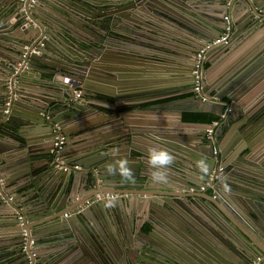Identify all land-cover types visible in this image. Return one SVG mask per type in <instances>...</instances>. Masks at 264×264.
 I'll list each match as a JSON object with an SVG mask.
<instances>
[{
  "label": "water",
  "instance_id": "1",
  "mask_svg": "<svg viewBox=\"0 0 264 264\" xmlns=\"http://www.w3.org/2000/svg\"><path fill=\"white\" fill-rule=\"evenodd\" d=\"M80 8L91 11L83 14ZM263 13L264 0H0V178L14 197L11 203L0 199V210L7 219L4 226L9 224L8 234L0 235V264H37L33 254L40 233L59 242L54 264H187L188 256L199 264H252L263 257L259 264H264V100L250 104L255 96L248 95L247 80L221 88L218 79L209 80L205 68L208 54L217 53V66L213 65L216 60L210 61V76H215L229 44L239 35L262 28ZM226 15L233 24L231 39L207 50L203 65V91L215 101L200 102L191 90L195 46L186 39L195 36L205 42L218 38ZM260 41L264 47V38ZM133 45L142 49L136 51ZM146 56L159 63L155 106L178 110L180 126L166 119L140 124L120 119L123 124L116 130L110 119L111 115L118 118L117 98L123 94L96 85V71L106 60ZM41 64L47 67H38ZM234 84L248 96L239 97L232 90ZM40 87L53 88V99L39 95ZM79 87L81 96L74 99ZM227 104L230 111L215 128L214 140L205 133L194 137L182 129L184 111L221 116ZM100 105L113 110L111 115L103 114L110 119L106 123L101 121L105 119L86 120L82 112L99 113ZM53 123L64 129L66 144L76 145L70 162H79L81 171L65 173L50 167ZM232 128L240 133L239 143L227 139L220 145L224 131L233 133ZM91 131L95 137H88ZM214 145L224 165L214 196L206 191L202 195L181 192V187L204 181L207 173L198 171L197 161L206 156L209 171L215 163ZM153 147L166 148L175 157L158 169L167 174L163 184L150 179L153 166L148 151ZM120 158L127 159L132 181L105 171L107 163ZM189 165L200 172L199 182L185 172ZM23 181L31 188L27 205L37 210V217L24 210L25 218L39 220L28 227L18 221L16 191H8L9 184ZM123 185L130 189L115 190ZM80 188L86 193L78 194ZM105 193L117 196L96 199ZM87 199L91 202L85 205ZM64 213L68 216L63 219ZM143 217L152 224V233L173 221L170 227L178 232L176 240L183 251L151 239L139 241L138 235L151 234L137 228ZM185 235L199 239L202 245Z\"/></svg>",
  "mask_w": 264,
  "mask_h": 264
},
{
  "label": "crops",
  "instance_id": "2",
  "mask_svg": "<svg viewBox=\"0 0 264 264\" xmlns=\"http://www.w3.org/2000/svg\"><path fill=\"white\" fill-rule=\"evenodd\" d=\"M166 5L168 4L166 3ZM79 10L83 14L87 13V11H91L90 9L83 10L81 8ZM150 20L157 21L156 18H152ZM259 21L261 25H263L259 31L256 30L252 34L249 33L244 37H241L239 35L232 43L229 44L227 52H225L222 58L219 60V64H221V68L220 70L217 69V73L215 74V76H210L211 75L210 73L213 70V65L214 67L217 66V60H216L217 53L208 54L207 61L205 63L207 77H209L210 81H213L214 79L215 80L218 79L221 83L220 85L221 88H225L229 85L230 82H234L239 79H241V81L247 80L250 83L249 89L251 91V92L249 91L250 93L248 92L249 93L248 95L254 94L255 96L254 101H251L250 104H252V102H256L257 104L261 100V98H263L264 100V54H263L264 47L260 44L261 42L260 39L264 38V30H263L264 20L261 19ZM162 24L167 26L165 23H162ZM80 33L86 37H88L89 35L84 31H80ZM182 36L187 37V35H184V34H182ZM186 40L192 43V45L198 42V39L195 36H190ZM257 45L260 46L259 50L257 48ZM133 47L136 49V51L142 49V47H139L138 45H133ZM212 60H216L213 65L210 63V61ZM158 64H159L158 62H155L154 60L149 58V56H146L143 58L120 57L112 61L106 60V62H103L101 66L99 67L100 71H96L97 73H96L94 83L100 86L101 88H103V90H105L106 92H109V93L119 92L123 94V96H120V98H117V99L119 101H123L128 104L127 105L125 104L126 106L121 107V109H119L120 107L118 106L115 108V113H116L115 115L116 117H118L117 119H115L114 116L111 115L113 110L109 109L107 106H104V105L103 106L100 105L98 107L100 110L99 113H97L96 111L84 110L82 113H83V116H85V119L86 120L87 119H93V120L105 119L106 121L105 120H101V121H104L106 123L107 120L110 118L103 116V114L104 112H107L108 114L111 115L110 122H114L110 124V126L112 125L113 127L116 128V130H118L117 125L120 126L123 124V122L120 121V119H123L124 122L127 121V122H131L135 124H140L141 121H144V123L151 122V121L164 122V120L166 119L169 122H173L176 126H180L179 116L177 115L179 112L178 110L173 109V108L172 109L170 108L159 109L155 106L156 103H158L155 97H153V96H156V89H155L156 85L154 84V82L156 78L155 72L156 70L158 71ZM38 67H47V65L41 64V65H38ZM242 74H245V75L239 78ZM57 78L63 81L64 77L58 76ZM232 90L237 91V94L239 97L242 96V98H244L246 96L243 94L241 87L237 86L236 84H234V86L232 87ZM38 91L40 93L39 95L41 96L48 95L47 99H53V96H51L53 95L52 94L54 91L53 88L47 89L46 87L45 88L40 87ZM101 97L102 99H104L107 96L101 95ZM140 98H144V99L142 100ZM169 99H165V100H169ZM225 102L228 103L229 100L226 99ZM263 102H261V104ZM50 105H51V109L54 110V107L56 106L55 102L54 101L51 102ZM260 105H258V107ZM228 107L229 105L227 104V107L224 113L226 112ZM185 123L186 124H184L182 129L188 131L190 134H193L194 137L199 134H204L205 127L207 125V123H201V122H185ZM232 129H234V131H232L233 133L229 132L230 129L229 130L226 129L224 131L225 135L222 138L223 142L221 141L220 145L223 144L224 146L225 145L224 140H227V139L228 141L230 140V142L236 141L240 133L236 128H232ZM87 135L90 138L96 136L92 131L88 132ZM76 139H78V135L73 138V141H76ZM36 147H38V145H36ZM75 147L76 145L72 146L71 144H66L64 150L62 151V156L66 160L71 161L75 157V155L72 153V150H74ZM196 154L198 155V153ZM75 163L79 164V162H75ZM50 167H52L51 164H50ZM190 167L192 166L189 165V167H186L185 172L190 177L191 176L196 177L197 179H193V180L199 182L198 178H200L201 175L198 174L197 172H194L193 168H190ZM53 170L55 169L53 168ZM81 170L82 169L77 170V171H81ZM179 178L181 179V177ZM8 186H9L8 191H12V190L16 191V193H13V194H15L14 196L18 200V202L15 203L14 206L15 207L17 206L18 208H20L23 214H25L26 212L24 210H29L28 213L31 216L37 217L36 215L37 210L33 206L28 207L27 205L28 203L27 199L28 197H30L29 192L31 188L30 186L28 187L26 186V181H23L22 184H12V185L9 184ZM124 186L125 185H123V187H117L115 188V190H117V192H120V193L127 192V190H129L130 188H125ZM108 190H112V188H109ZM206 192L213 195L212 190H208ZM84 193H86V189L80 188V190L78 191V194L82 195ZM200 193L202 195L204 192H200ZM31 203H32L31 205H33V202ZM6 211H8V209H5V213ZM103 213H105V211ZM5 215L6 214H4V211L0 210V224L3 223L2 227H0L1 229L0 235L2 236L7 235L9 231L8 230L9 224L7 226H4L7 222ZM107 215H108V220H111L110 213H107ZM25 216L26 214L24 215V217ZM62 218L63 219L66 218L64 214L62 215ZM145 219L146 217L139 219L141 221L138 222L137 228L139 229V227H141L145 233L150 232L151 234L146 235L144 237L142 234L138 235L139 241H141L142 239L143 241L149 242V240L151 239V241H153L157 245L165 246V247L168 246L179 252L183 251V249L181 248V246L178 244L176 240L177 237L179 236L178 232H176L170 227V225H174L173 221L171 222L170 225H167V224H162V226L159 225V227L155 229L156 231L152 233L151 232L152 224L147 222ZM33 220L34 219H32L31 222L29 220L28 221L26 220V222H24L22 225H25L28 227L31 224L33 225L34 223H37L39 221V220L38 221H33ZM131 227H132V223H131ZM111 228H114V226H112ZM114 229L116 230V227ZM138 229H136V231L139 232ZM40 234L42 235V237H39L37 246L34 248L36 254H33V255H36V257L39 260L37 264H54L56 262L54 256H56L55 253L57 249L59 248V244H58L59 242L58 240L51 241L49 239L50 237H47L46 235L42 233ZM185 237L188 240L190 239V241L197 243L198 245L199 244L202 245V243H200L198 241L199 239L197 238L196 239L190 238V237H187L186 235ZM31 243H32V240H31ZM188 259L189 260H187L186 258L187 264H199V261L195 258H192V256H188ZM215 264H221V263H217L216 261ZM222 264H229V263L223 262Z\"/></svg>",
  "mask_w": 264,
  "mask_h": 264
},
{
  "label": "built area",
  "instance_id": "3",
  "mask_svg": "<svg viewBox=\"0 0 264 264\" xmlns=\"http://www.w3.org/2000/svg\"><path fill=\"white\" fill-rule=\"evenodd\" d=\"M35 2L36 0H30ZM261 12V11H260ZM264 19V13H263ZM224 25L222 31L218 38L212 39L210 41H203L197 42L194 44L195 50L191 55V66H190V78L192 82V94L197 98L200 102H214V97H209L205 94L204 90V76H203V65L205 63V53L211 47L217 44H228L231 39L232 31H233V24L231 23L229 16H224ZM81 91L79 88L74 90V99L80 98ZM6 105H9V101H6ZM8 110L6 109L5 112ZM230 109L228 108L225 113H223L220 118L217 120H212L210 123L207 124L205 128V135L208 139L214 140V132L215 128L227 117L228 112ZM46 119H50V115H46ZM53 143L52 148L50 150L51 154V165L55 170H59L65 173H72L77 170L81 169V165L75 162H70L66 160L62 156V151L65 148L67 136L64 129L58 123H53ZM213 155L215 158V166L210 169L204 181L201 184L189 186L188 188L183 189L181 192L187 193H200L205 192L208 190H212L213 193H216L215 186L217 179L222 175L224 171V165L219 156V149L216 145L213 147ZM117 196L115 193H105V194H98L96 195V199L101 198H113ZM0 199L4 203H11L14 200V197L6 191L4 181L0 178ZM90 199H87L84 204L88 205L90 203ZM17 218L19 223L22 225L26 222L23 212L18 208L16 210ZM64 216H68V213H64ZM23 235L26 237V231L22 230ZM263 258V257H262ZM262 258H257L253 261L252 264H259Z\"/></svg>",
  "mask_w": 264,
  "mask_h": 264
},
{
  "label": "clouds",
  "instance_id": "4",
  "mask_svg": "<svg viewBox=\"0 0 264 264\" xmlns=\"http://www.w3.org/2000/svg\"><path fill=\"white\" fill-rule=\"evenodd\" d=\"M113 151L118 152V149H114ZM174 159L175 157L166 148L153 147L149 149L148 162L153 166V171L150 173V179L153 183L163 184L167 182V174L164 171L158 169H163L167 165L171 164ZM104 167L105 171L108 174L119 173L128 181L133 180V173L132 170L128 167L126 158H120L115 160L114 162L110 161ZM197 167L202 173L208 172L209 166L206 156H201V158L197 161Z\"/></svg>",
  "mask_w": 264,
  "mask_h": 264
},
{
  "label": "trees",
  "instance_id": "5",
  "mask_svg": "<svg viewBox=\"0 0 264 264\" xmlns=\"http://www.w3.org/2000/svg\"><path fill=\"white\" fill-rule=\"evenodd\" d=\"M217 119H221L220 116L213 115L209 112H185L182 115V120L185 122L210 123L212 120Z\"/></svg>",
  "mask_w": 264,
  "mask_h": 264
},
{
  "label": "flooded vegetation",
  "instance_id": "6",
  "mask_svg": "<svg viewBox=\"0 0 264 264\" xmlns=\"http://www.w3.org/2000/svg\"><path fill=\"white\" fill-rule=\"evenodd\" d=\"M152 1H154L155 2V0H152ZM181 96H179V97H173V98H170L169 100H173V99H179ZM102 98V97H101ZM116 100V99H115ZM169 100H165V101H169ZM160 102H165L164 100H159ZM128 104V103H125V102H123V101H119V106L118 107H123V106H126V105ZM186 111H184L183 113H185ZM183 113H182V115H183ZM205 133V132H204ZM213 153V152H212ZM215 159V158H214ZM215 166V163H214V165H213V167ZM212 167V168H213ZM211 168V169H212ZM193 170H196V169H193ZM198 171H200V170H198ZM198 171H194V172H197L198 174L200 173V172H198ZM77 172V171H76ZM73 173V172H72ZM202 174V173H201ZM203 174H205V173H203ZM185 188H188V187H181V191L183 190V189H185Z\"/></svg>",
  "mask_w": 264,
  "mask_h": 264
}]
</instances>
